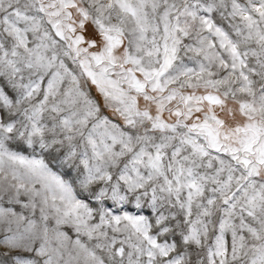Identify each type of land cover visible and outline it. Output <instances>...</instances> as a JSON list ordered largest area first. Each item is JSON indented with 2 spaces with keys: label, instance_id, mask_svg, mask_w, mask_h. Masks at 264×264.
Masks as SVG:
<instances>
[{
  "label": "snow or ice",
  "instance_id": "6c2138e0",
  "mask_svg": "<svg viewBox=\"0 0 264 264\" xmlns=\"http://www.w3.org/2000/svg\"><path fill=\"white\" fill-rule=\"evenodd\" d=\"M0 264H264V0H0Z\"/></svg>",
  "mask_w": 264,
  "mask_h": 264
}]
</instances>
